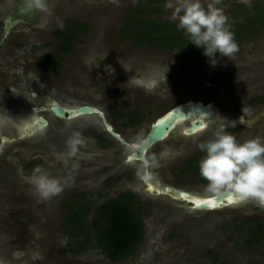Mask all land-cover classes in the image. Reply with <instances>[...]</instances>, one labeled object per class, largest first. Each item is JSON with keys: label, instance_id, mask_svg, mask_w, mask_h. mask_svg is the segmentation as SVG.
<instances>
[{"label": "rangeland", "instance_id": "obj_1", "mask_svg": "<svg viewBox=\"0 0 264 264\" xmlns=\"http://www.w3.org/2000/svg\"><path fill=\"white\" fill-rule=\"evenodd\" d=\"M211 2L202 0L205 5ZM164 3L165 0L156 4L148 0H48L50 13L43 12L38 30H24L22 35L42 39L53 56L52 65L40 69L38 56L30 55L28 48L18 50L6 65L17 66L12 70L23 86L29 79L36 85V77L40 83L45 82L56 93L50 97L42 93L45 102L56 100L68 107L96 106L129 143H137L157 117L188 100L214 103L219 109L218 117L229 110L238 111L235 116L242 113L243 119L230 132L241 142L252 138L264 141V26L250 32L247 29L240 36L239 31L234 33L235 27L253 18V12L258 14L264 0H221L217 5L228 17L238 51L220 58L215 67L209 66L202 50L194 46L192 49L201 55L177 48L136 46L134 40L140 42L143 34L148 35V27L128 28V19L135 14L134 5L143 9L138 19L152 20L157 25L176 24L170 12L164 10ZM129 20L134 22L133 18ZM79 27L82 31L76 32ZM57 29L75 31L78 39L71 54L58 52L52 38ZM10 35L9 39H23L21 34ZM166 66V86L160 83L147 91L129 80L156 69L163 72ZM9 72L2 73L6 74L4 81L11 79ZM30 92L37 93L33 89ZM253 99H259L260 105L249 106ZM30 103L26 108L18 107L14 124L19 126L28 106L38 102ZM120 113L125 117L113 118ZM128 113H136L142 123L128 125ZM233 114L227 113L231 116L227 119L236 121ZM37 116L47 117L49 126L3 156L9 173L0 179V264H264V241L250 238L256 225H264V206L248 202L212 212L193 211L170 196L148 193L140 180L142 170L136 175L131 164H123L128 151L111 140L109 145L100 141L108 137L95 116L76 121ZM184 125L147 152L149 181L170 192L208 197L211 194L205 192L206 181L198 172H183L185 166L181 164L199 156L197 145L210 138L216 122L188 141L175 140L181 137H174V133L179 134ZM77 132L83 145L76 156L68 157L66 141ZM37 167L61 181L63 190L58 196L43 200L35 194L30 178ZM119 175L122 176L116 178ZM126 191H135L142 197L139 216L144 237L138 250L111 262L90 240L87 249L77 252V243L83 236L68 239V206L76 203L87 210L81 225L91 231L96 210Z\"/></svg>", "mask_w": 264, "mask_h": 264}, {"label": "clouds", "instance_id": "obj_2", "mask_svg": "<svg viewBox=\"0 0 264 264\" xmlns=\"http://www.w3.org/2000/svg\"><path fill=\"white\" fill-rule=\"evenodd\" d=\"M25 6L35 11L50 13L48 0H24ZM221 0H213L206 5L202 0H165L163 5L170 12L171 20L176 22L181 31L195 48L202 50L209 66L215 67L220 58L231 57L238 51L234 34L224 10L218 7ZM166 66L150 74L129 80L147 91H152L158 84L166 86ZM38 84V77L35 80ZM43 88V84H39ZM35 96V93L32 92ZM216 127L210 138L198 143L197 148L203 155L198 161L201 178L206 181L205 192L212 196L228 194L234 204L254 202L264 206V141L252 138L238 141L236 135L228 131L235 128L236 122L217 116ZM83 145L80 133L66 141L67 156L74 157ZM148 161L143 168L147 169ZM144 175L148 173L144 171ZM35 194L47 200L58 196L63 188L61 181L37 167L30 178Z\"/></svg>", "mask_w": 264, "mask_h": 264}, {"label": "flooded vegetation", "instance_id": "obj_3", "mask_svg": "<svg viewBox=\"0 0 264 264\" xmlns=\"http://www.w3.org/2000/svg\"><path fill=\"white\" fill-rule=\"evenodd\" d=\"M17 1L18 0H0V38H1L2 31H3V20H4L5 16L7 15V13L9 12V10L12 9V7L14 6V4ZM42 15H43V11H38V20L36 22H34L33 24H30V25L29 24H24V23L16 24L14 26L12 32H10L7 35V37L2 42L0 41V79H1L0 80V84H1L0 85V179H2V176H6L7 172L9 173L8 169H6V164L7 163L3 161V156L7 155L8 153H12L14 151V149L17 148L18 143L23 141L25 138L33 137L34 133L40 132V131L46 129L49 126V119L47 117L37 116V115H40V114L45 115L46 114V115L51 116L54 119L60 120V121H76L77 119L79 120L80 117H78L76 119H71V120H68V119L62 120V119H59V118L55 117L53 115V113L50 111V108L53 106V102H56L58 104V106H60L62 108H66V109H69V108L70 109H74L76 107L83 106V105H88L90 107L97 108L96 106H93V105H90V104H80L78 106H74V107L70 106V107H68V106H65V105H61L56 100H52V101H49V102L46 101L45 102V101H43V98H41V96H40L42 93L46 94L47 96H49V95L53 96V94H56V93L52 92V89L49 88L48 85L45 82H42V83L39 82V84H43L44 85V87L41 88V87H39V84L37 82L35 83L36 85H33L32 84V80L30 81V79L28 78L29 80L27 81V76L25 75L27 82L24 83V86H23V81L19 80L15 70H12V68L16 69L17 66L11 67V66H7L6 65V64H8L7 63V59H9L10 57H14V54H16V52L18 50H25L26 48H28L30 50V55L38 56L37 57L38 61L41 62V64H39V66H38L40 69H45V67L47 68L48 66L52 65V63L50 61V58L53 57V56L50 55L49 51L46 50L47 48L49 50V47H47L48 45L42 39H40L38 36H35V37H28V36L24 37L23 36L24 34L22 33L24 30H29V31L38 30L40 19H41ZM55 31H58V29L55 30ZM15 33L18 34V35L19 34H21V35L23 34L21 36V37H23L22 41L20 39H19L20 41H17L18 39L17 40L9 39L10 36H11L10 34H15ZM52 38H53V34H52ZM53 40H55L57 42V48H58L59 42L55 38H53ZM58 52L61 54L59 49H58ZM39 54H41V55H39ZM23 58L24 57H21V59H23ZM9 70L11 72V73L9 72L11 79H9L8 81L7 80L4 81L3 79L5 78L4 76L6 74L3 76L2 73H4L5 71L8 72ZM20 81H22V82H20ZM20 84H22V85H20ZM20 86H23V88H21ZM30 89H33V90L37 91V93L33 92V93H35V96L32 95V92H30ZM40 90H43V91L41 92ZM253 100L248 103L249 106L254 107V106H259L260 105L259 104L260 103L259 99L258 100L257 99H253ZM30 101H37L38 103H36V106H30V107L28 106V110L29 111H28L27 114H24V116L22 117V121H20V123H19V126H18L17 122L14 124L13 122L16 121V120H13V119H15L18 116L17 115L18 107L24 106L26 108L27 105H28V102H29V104H31ZM191 101L192 102H199V103H201L203 105H206V104H210L211 105V111H212L213 115H212V117L210 119H206L207 125L204 127L203 130L208 128V126L210 124H213L214 122L217 121V119H218L217 118V116H218L217 110H219V109L215 108L216 105L214 103H211V102H202V101H196V100H188V101H186V102H184L182 104L175 105V106L171 107L169 110H167L166 112H164L162 115H164L165 113H167L168 111H170L171 109H173V108H175L177 106L185 105V104H187L188 102H191ZM35 109H44V111H40V112L35 113V111H34ZM97 109L100 110L99 108H97ZM100 112H102L107 124L112 128V130L115 133H117L118 135H120V137L125 142L129 143L127 140H125L121 136L120 133H118V132H116L114 130L112 125L108 122L107 117L105 116V113L102 110H100ZM236 112H238V111L229 110L226 113H221V115H222L223 118H228V117H231V116L227 115V113L228 114L234 113L233 115L235 116ZM117 115H118V117H116L114 115L113 118H115V119L118 118L119 119V118H124L125 117L121 113L117 114ZM135 115L137 116V119H139V121L137 123L136 122H129V121H132L133 119H135L134 117H132V116H135ZM126 116H127V121L129 122L128 125H133L134 126V125H138V124L142 123L140 118H139V116L136 113H128V114H126ZM66 117L67 116H65V118ZM95 117L98 118V121H99V124H100L102 130L106 134V132L104 131V129H103L102 125H101L100 118L98 116H95ZM159 117H157V118H159ZM40 119H43L46 122V125L43 126L41 129H39L38 125L35 124L36 121L40 122ZM242 119H243L242 113L240 115L235 116V118H234V120H236L235 121L236 124L241 122ZM29 124H31L33 126L30 129L32 131V135L31 136H28L25 133L26 132L25 128ZM79 124L80 123H78L76 125L78 126ZM181 124H185V125H184L183 128H181L179 130V134H178V131L176 133H174V137L180 136L182 139L178 138V137H176L174 139L175 140H183L184 139V141H188L187 139L191 138L192 136L185 137L184 133H183V130L187 126H189V122H184V123H181ZM181 124H179V126ZM79 126L81 127L82 124L79 125ZM174 130H176V129H174ZM213 130H215V126H214ZM202 131H199V132H202ZM228 131H231L230 128H229ZM148 132H149V130L146 132V134L143 136V138L140 139L135 144L140 143L146 137ZM107 137L109 139L108 138H107V140L106 139H101L100 141L102 143L106 144V145H109L110 144L109 142H111V141H112V143L115 142L108 135H107ZM170 137H168L167 139H170ZM97 139H98V137H97ZM115 143H117V142H115ZM129 144H132V143H129ZM126 151H128V150H126ZM128 154H129V151H128ZM159 155H160V153H159ZM202 155H203V153L200 152L198 157L194 156L192 158L193 160L192 159H188L187 161H184L181 165H183L185 167H188V165H187L188 162L191 163L193 161H197V159H200ZM127 156L125 157L123 164H125V165H130L131 164L130 165L132 167L131 169L133 170L134 173H136V175H139V172H140L139 170H142V175L140 177V180L142 181V183H143V185L145 187V184H144L143 179H142L143 178V174H144L143 173L144 172L143 165L140 162L127 163L126 162ZM155 156L157 157V155H155ZM146 160L148 161L147 171H148V174H149V177H150L149 169H151V165H150V161H149V159L147 157V153H146ZM2 162H4V165L2 164ZM132 163H137V164L140 165V167H138V169H137V167H135V165H133ZM180 168H182V166ZM13 172L14 171H12V173ZM121 176L122 175H119L116 178H119ZM123 194H130V195H132L134 198H136L138 200H139V198H142L141 196L136 195L137 193L135 191H126V192L120 193L119 195L116 196V198H114L112 200L117 199L119 196H122ZM209 196H211V195H209ZM201 197H205V196H201ZM109 201H111V200H109Z\"/></svg>", "mask_w": 264, "mask_h": 264}, {"label": "trees", "instance_id": "obj_4", "mask_svg": "<svg viewBox=\"0 0 264 264\" xmlns=\"http://www.w3.org/2000/svg\"><path fill=\"white\" fill-rule=\"evenodd\" d=\"M136 1L139 2V0ZM148 1H152L153 4L159 2V0ZM258 8H260L258 14L257 12H253V18L235 27L234 33L239 31L240 36L246 34L247 29L250 32L256 26H264V5ZM142 10L140 7L134 5L133 13L135 14L129 18H133L134 22L128 19V24L131 25L128 27L129 29L133 28L134 30V28L148 27V35L143 34L144 38L140 42L134 40L136 46H159L168 50L177 48L192 52L194 55H201L198 51L192 49L193 45L189 43L188 38L181 31L177 30L176 24L157 25L152 20L138 19V14L142 13ZM253 22H257L255 26H253ZM82 29V27H79L76 32L78 30L82 31ZM132 33L129 34V37L132 36ZM53 38L59 42L58 49L63 55L72 53L73 44L78 39L75 31L72 29L69 31H55ZM51 72L55 73L56 71L51 70ZM132 117L135 119L131 122L137 123L139 121L136 115ZM198 160L191 163L188 162V167H184L185 170L183 169V172L199 173ZM141 208L138 199L130 194H123L117 199L108 201L100 206L96 210L90 225L89 230L91 231H86L84 230L86 226L84 228L81 223L88 213L87 210L84 207H80L79 204L71 203L67 208L68 214L65 224L71 228L68 233V239L76 240L78 237L81 238L83 236L77 243V252L87 249L90 240H94L96 247L102 251L108 260L111 262L120 261L136 252L142 244L144 232L139 216L142 211ZM250 238L256 239L257 242L264 241V225H256L251 231Z\"/></svg>", "mask_w": 264, "mask_h": 264}, {"label": "water", "instance_id": "obj_5", "mask_svg": "<svg viewBox=\"0 0 264 264\" xmlns=\"http://www.w3.org/2000/svg\"><path fill=\"white\" fill-rule=\"evenodd\" d=\"M38 20V11H35L34 9H30L25 6L24 0H18L12 9L9 10L7 15L5 16L3 20V31L1 34L0 41L2 42L7 35L12 32L14 26L18 23H24V24H33ZM35 113L44 111V109H35ZM50 111L53 113V115L59 119H76L78 117H84V116H98L101 121V125L106 132V134L113 139L115 142L120 144L122 147H124L126 150L129 151V154L126 158L127 163L131 162H140L142 165L144 164V161L146 160V153L147 151L154 146L157 143H160L164 140H166L168 137L171 136L174 129L179 126V124L184 122H189V126H187L184 130V136L190 137L194 134L198 133L204 127L206 126L205 122L206 119H210L213 115L211 111V105L206 104L203 105L199 102H188L185 105L177 106L164 115L157 118L151 125L149 132L147 133L146 137L138 144L132 143L129 144L125 142L120 135L115 133L112 128L107 124L102 112L98 110L97 108L90 107L88 105H83L76 107L74 109H66L58 106L56 102H53V106L50 108ZM195 115H198V117H201V119H194ZM65 116H67L65 118ZM209 117V118H208ZM36 125H38V128L41 129L43 126L46 125V122L43 119H40V122H35ZM33 126L31 124L27 125L25 128V133L28 136L32 135V131L30 130ZM144 171H147V169H144ZM144 173V172H143ZM143 182L145 184V188L148 193H153L155 195H166L170 196L172 200H176L174 198V191L170 193L169 188H164L163 191L160 192L153 189L152 191L148 190V185L152 184L148 181L149 180V174L145 176L143 174ZM148 183H147V182ZM179 193V199L178 201L183 202L184 204L188 205V207L193 211H204V212H212L216 211L222 208H226L229 206H233L235 204H229L228 203V194H224L221 196H208V197H195L194 195H191L187 192H177ZM184 197V198H182ZM192 199H200V200H211L213 201V206L209 207L206 204H194L191 202Z\"/></svg>", "mask_w": 264, "mask_h": 264}, {"label": "snow or ice", "instance_id": "obj_6", "mask_svg": "<svg viewBox=\"0 0 264 264\" xmlns=\"http://www.w3.org/2000/svg\"><path fill=\"white\" fill-rule=\"evenodd\" d=\"M148 190L151 191V190H152L151 187H149ZM182 198H184V197H182ZM191 202L194 203V204H206V205H208L209 207L213 206V201H211V200H198V199H192ZM228 203H229V204H234V200H233L232 197H230V196L228 197Z\"/></svg>", "mask_w": 264, "mask_h": 264}, {"label": "bare ground", "instance_id": "obj_7", "mask_svg": "<svg viewBox=\"0 0 264 264\" xmlns=\"http://www.w3.org/2000/svg\"><path fill=\"white\" fill-rule=\"evenodd\" d=\"M194 119H201V117H198V115H195V118H194ZM205 124L207 125V122H205ZM202 130H203V129H202ZM202 130H201V131H202ZM196 134H197V133H196ZM146 182H147V181H146ZM147 183H148V182H147ZM149 187H151L152 190L155 189L156 191L160 192V188H158L157 186H153V185L151 186V185H148V189H149ZM152 190H151V191H152ZM168 190H170V189H168ZM161 191H163V189H161ZM171 192H172V191H171ZM171 192H170V193H171ZM173 196H174V198H176V200L179 199V198H178V197H179V193H177V192H175V191H174V195H173ZM195 197H197V196H195ZM200 198H201V197H200ZM199 200H200V199H199ZM235 205H236V204H235ZM233 206H234V205H233ZM229 207H231V206H229Z\"/></svg>", "mask_w": 264, "mask_h": 264}]
</instances>
